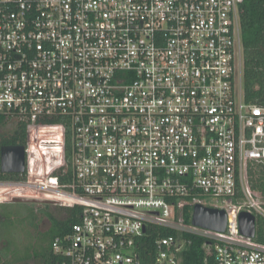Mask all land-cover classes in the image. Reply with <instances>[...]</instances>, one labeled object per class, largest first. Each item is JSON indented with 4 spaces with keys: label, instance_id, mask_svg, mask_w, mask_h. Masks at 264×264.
Here are the masks:
<instances>
[{
    "label": "built area",
    "instance_id": "built-area-1",
    "mask_svg": "<svg viewBox=\"0 0 264 264\" xmlns=\"http://www.w3.org/2000/svg\"><path fill=\"white\" fill-rule=\"evenodd\" d=\"M242 4L0 0V120L25 127L24 172L0 188L8 203L79 208L51 243L56 264H143L148 226L174 232L151 264H183L191 238L204 264H264V244L239 231L241 212L264 216ZM197 204L223 210L225 231L184 221Z\"/></svg>",
    "mask_w": 264,
    "mask_h": 264
},
{
    "label": "trees",
    "instance_id": "trees-1",
    "mask_svg": "<svg viewBox=\"0 0 264 264\" xmlns=\"http://www.w3.org/2000/svg\"><path fill=\"white\" fill-rule=\"evenodd\" d=\"M240 13V30L243 51V77L242 92L244 101L254 103L264 108V0H243ZM6 122L0 120V147L25 145V127L14 125L10 130L1 131ZM67 157L70 150V139L66 143ZM18 175H4L0 171V182L17 180ZM14 204H0V220H6L9 212L2 209L4 206ZM25 205L34 218L35 204ZM47 207V206H46ZM264 207V206H263ZM62 218H55L50 214L46 215L49 220V228L42 234L46 242V249L35 258L31 264H56L58 256L54 255L51 249L53 239L65 234L70 226L78 222L79 208H61ZM192 207L185 205L183 220L188 222L191 217ZM32 218V219H33ZM7 222V221H5ZM174 232L154 226H148L146 233L137 240L139 259L143 264H151L155 256V244L159 238L173 235ZM254 239L264 244V216L257 215L255 223ZM192 245L183 254V264H204V243L200 238H191ZM212 261V260H211Z\"/></svg>",
    "mask_w": 264,
    "mask_h": 264
},
{
    "label": "rangeland",
    "instance_id": "rangeland-1",
    "mask_svg": "<svg viewBox=\"0 0 264 264\" xmlns=\"http://www.w3.org/2000/svg\"><path fill=\"white\" fill-rule=\"evenodd\" d=\"M6 125L1 131L12 128ZM8 188H0V204H8ZM264 202V199L261 200ZM34 218L29 209L23 204L4 206L9 216L4 224L0 225V264H31L43 250L46 242L42 234L49 228L46 214L55 218H62L61 207L56 205L35 204ZM47 206V207H46ZM33 218V219H32Z\"/></svg>",
    "mask_w": 264,
    "mask_h": 264
},
{
    "label": "water",
    "instance_id": "water-1",
    "mask_svg": "<svg viewBox=\"0 0 264 264\" xmlns=\"http://www.w3.org/2000/svg\"><path fill=\"white\" fill-rule=\"evenodd\" d=\"M24 146L0 147V171L3 174H20L24 172ZM14 204H43V202L15 199ZM191 222L195 226L223 232L226 228V214L223 210L207 208L197 204L193 206ZM256 217L249 212H241L239 215V231L246 237L255 236ZM145 230H143L144 232Z\"/></svg>",
    "mask_w": 264,
    "mask_h": 264
},
{
    "label": "flooded vegetation",
    "instance_id": "flooded-vegetation-1",
    "mask_svg": "<svg viewBox=\"0 0 264 264\" xmlns=\"http://www.w3.org/2000/svg\"><path fill=\"white\" fill-rule=\"evenodd\" d=\"M3 174V173H2ZM4 175H13V174H4ZM8 204H14V203H8ZM48 220V219H47ZM5 223V220L4 219H2V220H0V225H2V224H4ZM48 223H49V225H50V222H49V220H48Z\"/></svg>",
    "mask_w": 264,
    "mask_h": 264
}]
</instances>
